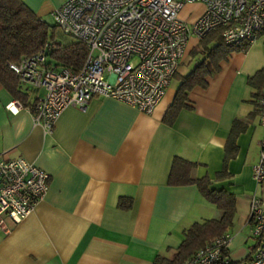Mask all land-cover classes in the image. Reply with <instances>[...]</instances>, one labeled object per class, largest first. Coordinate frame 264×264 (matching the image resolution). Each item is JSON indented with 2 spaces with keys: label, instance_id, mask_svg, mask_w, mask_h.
Returning a JSON list of instances; mask_svg holds the SVG:
<instances>
[{
  "label": "crops",
  "instance_id": "obj_1",
  "mask_svg": "<svg viewBox=\"0 0 264 264\" xmlns=\"http://www.w3.org/2000/svg\"><path fill=\"white\" fill-rule=\"evenodd\" d=\"M22 1L43 19L46 0ZM64 1L53 0L49 13ZM192 68L177 70L149 113L94 97L84 109H64L51 133L33 124L27 108L9 111L16 98L0 83V160L24 158L49 175L32 212L0 227V264H154L180 245L191 224L221 214L196 183L168 182L175 157L195 164L191 177L233 196V222L235 216L240 222L228 230L226 253L233 264L248 258L256 242L247 224L251 196L264 204V180L258 185L252 177L264 139V84L259 89L248 79L264 69V38L231 51L207 84L192 87L178 105L181 76ZM41 94L32 90L21 102L30 106Z\"/></svg>",
  "mask_w": 264,
  "mask_h": 264
},
{
  "label": "built area",
  "instance_id": "obj_2",
  "mask_svg": "<svg viewBox=\"0 0 264 264\" xmlns=\"http://www.w3.org/2000/svg\"><path fill=\"white\" fill-rule=\"evenodd\" d=\"M200 3L192 22L180 17L185 4ZM66 35L82 41L86 57L77 71L56 67L49 44L37 53L9 64L25 86L42 90L35 102L18 99L6 105L12 113L27 108L33 124L51 133L62 111L84 109L94 97H109L139 111L151 112L163 98L191 38L200 40L221 29L228 46L252 44L264 38V0H65L51 12ZM264 124V87L260 94ZM260 161L252 169L256 184L264 180V139ZM49 175L24 158L0 160V227L21 222L48 190ZM247 224L256 242L239 264H264V204L250 198ZM225 233L197 249L185 264H231Z\"/></svg>",
  "mask_w": 264,
  "mask_h": 264
},
{
  "label": "trees",
  "instance_id": "obj_3",
  "mask_svg": "<svg viewBox=\"0 0 264 264\" xmlns=\"http://www.w3.org/2000/svg\"><path fill=\"white\" fill-rule=\"evenodd\" d=\"M221 29L208 33L199 41L201 50L193 49L192 59L201 53V60L195 62L193 68L181 79L176 91V104L187 99V92L192 87L207 84L206 78L219 70L222 56L219 49H239L245 51L250 45L247 42L239 46H228L222 41ZM49 44L50 62L59 68L77 71L86 57L85 44L64 34L54 23L50 25L39 18L22 0H0V83L12 95L25 102L34 88L22 84L9 64L18 62L26 56L39 52L44 44ZM179 76L174 74L173 77ZM249 84L261 89L264 84V70L254 78L248 79ZM194 163L175 157L168 182L173 185L196 183L201 193L221 211L217 218L194 222L183 231L180 245L171 253L158 255L154 264H185L186 260L200 247L215 238L229 233L235 213L234 198L223 190L209 189L210 180L191 177ZM126 199L120 200V206H128ZM233 264V263H231Z\"/></svg>",
  "mask_w": 264,
  "mask_h": 264
},
{
  "label": "rangeland",
  "instance_id": "obj_4",
  "mask_svg": "<svg viewBox=\"0 0 264 264\" xmlns=\"http://www.w3.org/2000/svg\"><path fill=\"white\" fill-rule=\"evenodd\" d=\"M38 1V0H37ZM45 1V0H44ZM53 0H46L43 5H44V8H43V13H42V16H43V20L45 22H47L48 24L50 25H54V20H53V17L51 15V13H49L47 7L52 3ZM42 2V1H41ZM201 10L200 9H196L194 6H192L191 4H185L183 9L181 10L180 12V15L182 16V14H186L185 16V20L188 21L189 23L194 21L200 14H201ZM195 40L194 38L190 39L189 41V44H188V47L189 45L191 44V42ZM195 49H198V50H201V43L199 40H197L195 42ZM194 49V48H193ZM193 49L191 50V52H187L186 51V54H185V57L186 59L184 60V62H182L178 68V71L181 73V74H184L186 73L190 68H192V66H194L195 62L198 61V60H201V53L199 55H197L195 57V59H192V51ZM248 49V47L246 48V50ZM231 51H242V50H239V49H231V50H227L225 48H221L219 49L218 51V54L222 56V60H226L227 56L231 53ZM221 60V61H222ZM264 70V69H263ZM260 71L262 70H259L257 72H255L252 76H250L251 78H254ZM249 77V78H250ZM176 82V81H174ZM211 218V217H210ZM240 222V217L238 216H235V219H234V222L233 223H238ZM232 229L234 230L233 226H232Z\"/></svg>",
  "mask_w": 264,
  "mask_h": 264
}]
</instances>
